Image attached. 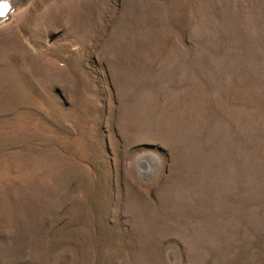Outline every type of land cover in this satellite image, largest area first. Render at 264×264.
I'll return each mask as SVG.
<instances>
[{
	"label": "rangeland",
	"instance_id": "rangeland-1",
	"mask_svg": "<svg viewBox=\"0 0 264 264\" xmlns=\"http://www.w3.org/2000/svg\"><path fill=\"white\" fill-rule=\"evenodd\" d=\"M0 264H264V0L0 21Z\"/></svg>",
	"mask_w": 264,
	"mask_h": 264
},
{
	"label": "water",
	"instance_id": "water-1",
	"mask_svg": "<svg viewBox=\"0 0 264 264\" xmlns=\"http://www.w3.org/2000/svg\"><path fill=\"white\" fill-rule=\"evenodd\" d=\"M24 2H25V0H9V9L10 10L5 14V16L0 17V21L6 19L10 15V13L15 9L16 6L21 5Z\"/></svg>",
	"mask_w": 264,
	"mask_h": 264
},
{
	"label": "snow or ice",
	"instance_id": "snow-or-ice-1",
	"mask_svg": "<svg viewBox=\"0 0 264 264\" xmlns=\"http://www.w3.org/2000/svg\"><path fill=\"white\" fill-rule=\"evenodd\" d=\"M9 10V0H0V17L5 16Z\"/></svg>",
	"mask_w": 264,
	"mask_h": 264
}]
</instances>
